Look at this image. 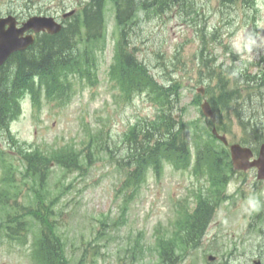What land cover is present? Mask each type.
Wrapping results in <instances>:
<instances>
[{
  "label": "rangeland",
  "instance_id": "obj_1",
  "mask_svg": "<svg viewBox=\"0 0 264 264\" xmlns=\"http://www.w3.org/2000/svg\"><path fill=\"white\" fill-rule=\"evenodd\" d=\"M81 1L85 0H52L51 3L49 0H42L34 1L33 4L26 0H0V14L14 13L23 17L20 18L21 20L41 12L62 15L65 11L69 12L75 7H80ZM221 3L227 4V1L194 0L193 9L186 18L175 14L174 8L161 16L162 18L154 17L146 20L142 29L136 27L132 32V41L139 47L137 56L143 59L155 77L166 83H171L170 79H172L178 81L179 87L183 86L180 89L176 87L182 91L181 104L175 110L165 108L164 113L175 115L173 124L183 127L186 138L190 142L195 141L194 135L198 132L203 140L207 139L206 129L194 128L191 125L192 119L201 115L198 104L196 106L192 100L197 92L196 79L202 50H207L204 52L205 55L208 51L211 53L216 50L218 55L223 53L219 56L221 60L230 55L229 50L233 48L238 55L236 58L230 56L228 61L245 66L246 73L242 83L244 86L249 76L259 70L258 67H252L251 62L258 61L259 56L264 53V0H260V10L258 5L256 13L250 11L251 8L244 0L232 5ZM254 14L255 19H252ZM107 19L108 38L106 45L102 44L104 52L98 63V83L88 85L85 83L87 81L82 82L79 78L71 80L72 86L69 90L66 89L62 96H59L57 89L54 90L52 98H49L51 101L44 102L42 108L36 113L31 112L29 100H24L22 115L11 124V133L14 138L12 139L8 133L0 134V148L5 156L4 162L0 164V171L7 170L9 163L18 168L13 174L19 185L16 187L10 183L12 190H15L10 201L25 206L23 208L25 211L29 209L33 212L37 211V214L32 213L26 216L27 229H32L39 224L44 212L48 217L51 214L54 215L68 244L66 251L69 256L79 259L84 255L85 248H89L88 253L93 250L100 253L96 256L98 264H104L103 262L129 264L128 257L123 260H118V257L124 256V248L130 237L135 238L138 233H144L143 242L146 250L137 264H160L154 244V233L162 232L160 224H165L171 218L175 203L173 199L184 196L190 175L175 171L169 164L160 180L156 181L151 175L141 193L131 202L124 203L123 192L129 185L124 187L126 174L123 171L119 176L117 175L114 164H111L113 160L105 154L107 149H101L100 143L96 145V153L92 156L91 161L95 163L90 168H85L86 172L75 171L64 174L63 166L52 168L51 177L46 178L45 189H42L40 193L45 206L51 209L46 211L34 194L39 186L30 178H25L21 172L23 162L20 153L23 149L20 147H39L44 151L59 150L71 138L76 144H74L75 150L82 153L79 157V165H82L83 159L90 161L88 135H98L101 130L103 134L99 140L104 139L106 145L113 144V147L117 143L116 156H121L123 151L119 152V149L129 144V142L123 144V136L128 127L135 124L137 119L153 118L160 111L158 105L148 97L147 92L134 97L132 103H129V100H125L120 95V89L113 86L114 81L108 73L110 65L115 61V40L118 35L113 25L115 23L113 9H108ZM67 20H70V17ZM226 46L228 50L225 49ZM100 52L99 50V54ZM257 63L255 62V65ZM115 93L121 97L116 99L120 103L114 101ZM62 99L67 103H61ZM256 112L260 113L258 117L264 120V107L259 105V110ZM201 121L207 122L204 117ZM88 126L89 129H87ZM237 130H239L238 126L234 124L229 136L231 140H235L232 137ZM92 149H95V143ZM245 173L249 182L256 179L255 169ZM238 176L245 177V175L235 174V178ZM5 178L4 182L0 183L2 187L8 181L7 177ZM235 178L228 186L230 192L235 191L238 185ZM123 187V192L118 193V189L121 191ZM235 193L240 194V192ZM51 199H54L52 203ZM121 206L127 208L126 216L123 217L124 224L117 226L116 221H119L117 217L121 213ZM226 211L228 212L223 211L216 215L203 239L202 246L187 249L189 257L177 264H208L207 254L217 257L216 260H209V262L222 264L225 261L223 254L233 251L235 246L237 251L247 250L249 256L258 254L259 244L252 245L256 241L264 240L260 238V233L264 232V221L252 220L249 231L242 233L241 229L245 221H251V214L248 213L247 217L243 216L242 222H239L240 215L237 212L233 213L229 211V208ZM97 219H102L105 225H101ZM168 230L166 228L165 233ZM101 231L103 234L98 237ZM214 234L219 237L218 242L210 241ZM29 235L31 236V232ZM96 238L107 246L97 245ZM29 243L28 246L16 247L15 254L11 253V248L7 244H0V264H16L17 252L18 260L21 264H26L28 257L25 256L29 254ZM89 262L90 260L85 258L84 264ZM231 264L250 263L231 260Z\"/></svg>",
  "mask_w": 264,
  "mask_h": 264
},
{
  "label": "trees",
  "instance_id": "obj_2",
  "mask_svg": "<svg viewBox=\"0 0 264 264\" xmlns=\"http://www.w3.org/2000/svg\"><path fill=\"white\" fill-rule=\"evenodd\" d=\"M135 0H129V21L134 18L133 9L130 5V3H134ZM181 3V6L178 7L183 8V10L186 7H191L190 0L186 2L185 0H143V6L146 9L155 10V11H164L167 12L169 8L175 7L178 4ZM102 3L98 5L100 8L97 10H94L92 7L93 12V19L95 20L97 15L99 16V21L101 22V12H102ZM141 4V3H139ZM158 5V8H154L156 5ZM135 6H138L134 4ZM188 5V6H186ZM189 12V11H188ZM119 21L123 24L125 22V19L122 15V13L119 15ZM85 22L87 23L88 29L91 28V21L90 17L85 18ZM96 27V26H95ZM78 30L77 24H73L69 26L68 28H64L62 33L58 35H46L45 38L39 43V46L36 47L34 45L31 47L28 51L14 54L11 57L12 59L19 58V61L17 62L19 65L17 69L19 68V72L25 71L26 67L28 65V68L31 71L39 72L42 70L43 73H45L47 70L50 71L51 67H54V65L63 64L66 65L67 63L63 62V58L66 57L67 52H71L74 50V46H72V38L74 33H76ZM126 36V34H124ZM122 51V62L120 64L121 68L120 70L127 74V79L129 83V88L127 89V94L129 96H132L133 93H142L143 91L151 90V93L154 95H158L160 100L163 99L169 100L170 95L173 93L171 92L172 87H164L163 85L159 84L155 81L154 76H152L148 72V68L146 65H144L142 62L139 61V59L131 54L130 52H127L125 49V46L121 47ZM72 57V55H71ZM77 59V58H75ZM71 67L74 69L82 70L83 66L77 61L71 64ZM70 69V67H69ZM52 71V70H51ZM43 75V74H42ZM46 77V75H43ZM60 78V77H58ZM130 78V80H129ZM0 92L4 93V90H2V85H0ZM236 95H240V92L236 89L235 90ZM242 104H237L234 106V110L241 114L240 111ZM8 110L5 111V117L8 115ZM161 117H159L156 121H150L142 124H136L133 125L128 133V137H131L129 139H138L141 137V135H145L141 137L140 143L136 146L143 145L145 146L146 142L151 137L157 138V144L154 148H147L143 149V147H136V153L134 155V160L137 165V169H144L146 166H148V163L150 162V158H154L156 156H159L160 154H164L166 156L170 155V151L168 148L169 144H173L174 140L178 141L180 137H178L179 131H169V121H171L170 117L165 118V123L159 124L158 120ZM192 126L197 127V122L192 121ZM175 127V126H174ZM172 127V128H174ZM182 127V126H181ZM168 131V132H167ZM182 129L180 130V132ZM155 133V134H154ZM167 133L170 134V136H167ZM29 153H26V155ZM27 167H28V174L30 177H33V180L37 182V178L40 177V183L39 185L43 188V180L47 177V164H49V160H42L46 158H40L37 155H31L25 156ZM41 164L43 165L41 168ZM227 164V163H225ZM135 178H129V184H138L142 181L143 176H136ZM219 182V180H218ZM217 182V183H218ZM129 186V185H128ZM38 193V192H37ZM15 194V190H12L11 186L8 188H5V190L0 191V214H1V220H0V230L1 229H13V226H24L25 222L27 221V217L29 214H37V211H32L29 209L28 211H25L23 209L25 206L19 205L17 202L14 204L10 201V198H12V195ZM132 197V196H130ZM40 201H43L42 197L40 198ZM50 249V247H49Z\"/></svg>",
  "mask_w": 264,
  "mask_h": 264
},
{
  "label": "water",
  "instance_id": "obj_3",
  "mask_svg": "<svg viewBox=\"0 0 264 264\" xmlns=\"http://www.w3.org/2000/svg\"><path fill=\"white\" fill-rule=\"evenodd\" d=\"M7 22L10 23L11 26L6 30L4 27ZM14 24V18L0 19V63L8 54L11 53V51L27 46L30 37H19V34L22 33L26 28L33 27L34 29L39 30L47 26L51 32H56L61 28V25L54 23L52 18L47 17H32L27 23H25V26L19 29L17 32L13 27ZM204 109L207 114L211 113L208 104L204 105ZM232 158L234 165L237 167H244L247 165L248 155L245 154V152L237 145L232 147Z\"/></svg>",
  "mask_w": 264,
  "mask_h": 264
}]
</instances>
